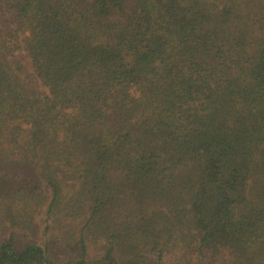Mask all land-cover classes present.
I'll list each match as a JSON object with an SVG mask.
<instances>
[{
  "label": "trees",
  "instance_id": "obj_1",
  "mask_svg": "<svg viewBox=\"0 0 264 264\" xmlns=\"http://www.w3.org/2000/svg\"><path fill=\"white\" fill-rule=\"evenodd\" d=\"M0 264H264V0H0Z\"/></svg>",
  "mask_w": 264,
  "mask_h": 264
},
{
  "label": "rangeland",
  "instance_id": "obj_2",
  "mask_svg": "<svg viewBox=\"0 0 264 264\" xmlns=\"http://www.w3.org/2000/svg\"><path fill=\"white\" fill-rule=\"evenodd\" d=\"M17 56L21 58L29 67H31L30 59L28 55L26 54V52L20 51L17 53Z\"/></svg>",
  "mask_w": 264,
  "mask_h": 264
}]
</instances>
